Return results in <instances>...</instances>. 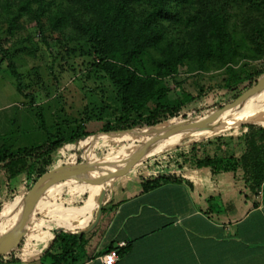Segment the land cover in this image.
Instances as JSON below:
<instances>
[{
    "label": "trees",
    "instance_id": "trees-1",
    "mask_svg": "<svg viewBox=\"0 0 264 264\" xmlns=\"http://www.w3.org/2000/svg\"><path fill=\"white\" fill-rule=\"evenodd\" d=\"M24 15L35 21L42 36L45 29L58 35L71 29L73 34L70 36L81 40L85 46L84 54L92 57L93 72L101 73L115 88L120 110L112 120L103 123L99 130L102 133L151 128L149 137L159 136L168 127H155L180 115L196 98L209 97L220 89L232 94L226 101L231 102L239 95L240 85L246 84L245 89H248L264 75V63L256 68L248 64L249 59L264 58V0H0V17H9L10 27H15V21ZM236 19L241 25V37L248 42L249 54L240 50ZM0 52L5 54L1 46ZM5 57L16 90L21 93L22 76L9 56L5 54ZM238 61L241 65L236 67ZM182 66H186L188 72H195L194 76L223 70L216 87L204 90L202 84L195 82L198 93L193 96L179 82L177 97L170 98L167 79H175ZM247 105L256 103L250 101ZM37 109L40 129L45 131L46 140L24 147L0 146V181L7 186L22 175L33 184L55 167L53 154L59 148L81 147L82 140L92 134L84 130L83 121L57 123L51 133L46 129L38 106ZM234 113L174 139L179 145L185 139L205 136L203 131L209 128H215L216 133L228 129L235 124L223 128L220 125ZM190 122L180 121L172 126ZM238 124L239 155L226 152L227 149L221 153L202 150L196 144L178 155L185 164L207 168L214 176L230 174L234 181H243L249 195L257 196L264 183V126L247 120ZM220 141L221 136L216 139V144ZM95 144L96 140L88 144L91 152ZM125 153L122 150L117 154L123 157ZM135 156L145 158V154L137 153L132 154V159ZM79 174L91 179L88 164ZM175 179L173 174L159 175L144 180L142 190ZM69 183L76 182L67 178L49 186L46 191L54 195ZM11 200L12 196L7 202ZM18 220L14 222L18 223ZM50 234L49 243L39 256L41 260L49 264H79L86 259L89 234L64 229H54ZM2 236H6V228ZM18 261L12 253L0 257V263Z\"/></svg>",
    "mask_w": 264,
    "mask_h": 264
},
{
    "label": "rangeland",
    "instance_id": "rangeland-1",
    "mask_svg": "<svg viewBox=\"0 0 264 264\" xmlns=\"http://www.w3.org/2000/svg\"><path fill=\"white\" fill-rule=\"evenodd\" d=\"M11 16L12 14L9 17ZM9 17H0V46L21 74L23 89L21 93L17 92L15 80L7 67L5 54L0 52V146L12 144L15 145L14 147H24L39 144L46 140L45 131L40 129L41 118L37 117L39 111L37 106L46 124V129L51 133H54L57 123L68 122L73 124L74 121H83L84 130L92 133L88 137L101 136L96 140L92 154H89L83 146L72 145L68 149L59 148L53 154L54 168L60 165H85L92 161V156L98 163L100 160L106 159L109 163L121 165L129 162L132 159V154L138 153L145 154V158L139 160L138 164L152 159L159 161V158H163L161 162L164 167L171 166L173 169L177 166L181 169L191 164H185L178 154L186 152L191 145L196 144L202 150L205 148V150L219 153L225 152L226 149V152H234V150L238 152V144H232L228 140L230 134L239 130L240 124L237 125V122L247 120L264 126L263 88L254 96L253 101L256 105H246L237 110L220 127L235 125L217 133L215 128L206 129L203 131L205 136L185 139L179 145L176 139L157 145H140L144 138L149 137V129L151 128H134L108 133L99 132L103 123L106 120H112L114 115L119 112L120 107L115 88L109 80L103 77L101 73L93 72L91 69L93 60L92 57L84 54L83 42L75 39L74 35H72L73 38L70 36L73 34L71 29L66 30L63 35L53 34L45 29L42 36L38 34L39 29L35 21L26 15L15 21V27H10ZM235 22L238 24L236 38L240 39V50L249 54L248 42L240 34L241 25L238 23V19ZM263 63L264 58L262 60H248L249 66L253 68L263 65ZM239 65H241V61H238L235 66L238 67ZM222 70H212L194 76L195 72H188L186 66L180 67L175 79H167L170 87L169 97H177L179 92L176 86L179 82L183 89L193 96L198 93L195 82L199 85L202 84L204 90L206 87H216L221 79ZM245 86L246 84L239 86V95L247 90ZM231 96L232 94L217 89L209 97L196 98L180 115L155 128L163 129L180 121L196 120L229 103L226 101ZM122 134L124 135L122 136ZM219 136L229 142L230 146L228 145L224 149L223 141L216 144V139ZM134 145L137 146L133 147ZM122 150L126 153L123 157H119L117 153ZM133 166L129 171L132 170ZM97 173L101 175L103 170L97 167ZM104 183L96 186L101 189ZM33 184H30L24 175L14 179L8 186L2 180L0 181V225L9 204L16 198H20L23 202L25 192ZM27 186L28 189L26 190ZM104 195L103 192L101 200H98V204L96 203L93 208L92 185L89 184L69 183L52 196L43 194L34 204L31 213L33 215L22 229L23 236L20 242L10 253L16 258H20L22 254L32 253L36 247H39V240L47 239L52 230L59 228L53 217L57 214L52 212L50 204L46 205L44 202L61 203L67 208L80 207L89 196L88 205L93 208L89 222H92L97 216L98 207H103ZM11 196L12 200L8 203L7 199ZM19 212H15L19 213L17 218L20 217L21 211ZM60 218L67 226L65 220L76 221L77 223L81 220V218L72 219L62 214ZM77 223H70L72 226L68 227L73 229V226L75 228L80 226ZM16 225L14 220L10 222L6 227V236L15 231Z\"/></svg>",
    "mask_w": 264,
    "mask_h": 264
},
{
    "label": "crops",
    "instance_id": "crops-1",
    "mask_svg": "<svg viewBox=\"0 0 264 264\" xmlns=\"http://www.w3.org/2000/svg\"><path fill=\"white\" fill-rule=\"evenodd\" d=\"M237 135L235 131L228 137L238 144L239 151L230 152L236 156L241 152ZM222 141L224 149L230 146ZM162 159L136 163L131 171L105 182L96 200L98 204L105 193L97 223L89 222L95 206L78 223L65 220L70 227L80 226L64 230L90 236L86 259L79 264H103L101 256L109 248L116 252L114 264H264V183L258 195L251 196L243 181H234L230 174L214 176L207 168L191 165L172 169L164 167ZM126 163L99 161L103 173ZM163 174L176 179L142 190L144 180ZM50 235L18 262L0 264H49L39 256Z\"/></svg>",
    "mask_w": 264,
    "mask_h": 264
},
{
    "label": "water",
    "instance_id": "water-1",
    "mask_svg": "<svg viewBox=\"0 0 264 264\" xmlns=\"http://www.w3.org/2000/svg\"><path fill=\"white\" fill-rule=\"evenodd\" d=\"M263 88H264V75L259 78V80L256 82L255 85L245 90L233 101L225 104L221 108L210 113L209 118L213 119L220 112L239 107L240 104H242L248 97L259 92ZM190 125L194 128L202 127V124L197 123V122L192 123ZM177 128L178 126L168 127L164 135L166 136L168 133L172 132L173 130ZM155 137H152L151 139H154ZM146 144L147 142L144 143V145ZM139 160L141 159L138 158V156H135L133 157V159L127 162L123 168L118 169L114 172L102 173L101 175L97 176L96 178H92V179L81 177L79 174L80 170L84 168L87 164L85 165L84 164L82 165H60L42 174L34 182L32 187L28 189L24 194L23 207H22V211H21L18 223L16 225L15 231L13 233H10L8 236L0 237V257L9 254L18 245V243L20 242L23 236L22 229L27 225L29 221V217L33 211L34 204L39 199V197L45 193L46 189L49 186L56 184V183H60L66 180L67 178H72L76 183L99 185L115 177L126 174L131 169V167L135 163H137ZM94 166L100 167L101 165L99 163H94ZM101 198H102V194L99 200H101ZM101 209H102L101 206H99L97 216L95 218V223H97L100 217ZM58 230H63V227H59Z\"/></svg>",
    "mask_w": 264,
    "mask_h": 264
},
{
    "label": "bare ground",
    "instance_id": "bare-ground-1",
    "mask_svg": "<svg viewBox=\"0 0 264 264\" xmlns=\"http://www.w3.org/2000/svg\"><path fill=\"white\" fill-rule=\"evenodd\" d=\"M257 93L248 97L242 104H240L239 107L220 112L213 119H210L209 115L204 116V117H200L196 120H193L190 123L178 126L177 129L168 133L166 136L164 134H161V135L156 136V137L153 136V137H155L154 139H151L152 137L144 138L143 142L140 145H144L145 142H147L146 145H157L160 143H164L168 140L174 139L180 135L192 132L195 129H198V128H194L190 125V124L195 123V122L202 124V127L207 126V125H211L215 122H218V121L222 120L223 118H225L226 116H228L229 114H232V113L236 112L237 110L241 109L242 107L246 106L250 101H253L254 96L257 95ZM123 135L124 134H122V136ZM119 136H121V135H119ZM98 138H101V136L100 137L99 136L98 137H87L81 142L80 146L81 147L83 146L84 148H86V151L89 154H92L91 150L88 147V144L92 140H97ZM94 163H96V161H95V158L93 159V156H92V161L88 163V166L91 170V179L99 176L97 173V166H94ZM100 191H101V189H99V186L92 185L94 206L96 204V200L100 194ZM45 193L52 196V194L49 193L48 191H45ZM44 204L52 205V212L57 214L56 216H53L55 223L59 227H63L65 229H71V228H69L64 222L61 221V218H60L61 214L66 216V217L72 218V219H78V218H82L87 212H89L92 209L88 205L89 204V198H87V200L84 202V204L82 206H80L79 208H67V207L60 205L59 203H50L49 201L44 202ZM22 207H23V202H21L20 198H16L11 204H9L8 208L6 209V211L4 212V215L2 217L3 222L0 225V235L3 232V230L10 224V222H12L13 220H15L17 218L18 214L20 213L19 211H22ZM15 212H19V213H15Z\"/></svg>",
    "mask_w": 264,
    "mask_h": 264
},
{
    "label": "built area",
    "instance_id": "built-area-1",
    "mask_svg": "<svg viewBox=\"0 0 264 264\" xmlns=\"http://www.w3.org/2000/svg\"><path fill=\"white\" fill-rule=\"evenodd\" d=\"M39 34V31H38ZM101 260L103 264H114L116 260V252L114 250H111L101 256Z\"/></svg>",
    "mask_w": 264,
    "mask_h": 264
}]
</instances>
